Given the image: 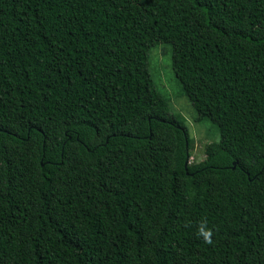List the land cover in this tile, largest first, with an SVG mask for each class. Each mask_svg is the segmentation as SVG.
<instances>
[{
  "label": "trees",
  "instance_id": "16d2710c",
  "mask_svg": "<svg viewBox=\"0 0 264 264\" xmlns=\"http://www.w3.org/2000/svg\"><path fill=\"white\" fill-rule=\"evenodd\" d=\"M0 264H264V0H0Z\"/></svg>",
  "mask_w": 264,
  "mask_h": 264
},
{
  "label": "rangeland",
  "instance_id": "374dc122",
  "mask_svg": "<svg viewBox=\"0 0 264 264\" xmlns=\"http://www.w3.org/2000/svg\"><path fill=\"white\" fill-rule=\"evenodd\" d=\"M163 49L169 50L170 48L166 45H160L153 50V58L150 62L151 72L156 80H161L162 84L167 87L168 96L166 98L177 100L182 91L178 88V83L172 80L174 74L170 67L171 60L165 61L166 56L163 54ZM185 97L187 98L186 95ZM185 117L187 119L186 123L190 132V138H192L191 140L193 141L190 160L191 162H201L205 159V145L210 141L206 133V125L202 122L198 124L195 121L196 115L191 117L189 113H185Z\"/></svg>",
  "mask_w": 264,
  "mask_h": 264
},
{
  "label": "clouds",
  "instance_id": "9594fccd",
  "mask_svg": "<svg viewBox=\"0 0 264 264\" xmlns=\"http://www.w3.org/2000/svg\"><path fill=\"white\" fill-rule=\"evenodd\" d=\"M172 72H173V74H174V71H173V69H172ZM175 76V75H174ZM186 95V94H185ZM185 95H184V92H181L180 93V95H179V97H178V99L177 100H173V99H171V98H165V99H167L168 100V104H169V108H170V111L172 112V113H180L183 117H184V120H185V125H186V127H187V130H188V132H189V129H188V126H187V119H186V117H185V113H189L190 115H191V117L193 116V115H196V117H195V121L199 124L200 123V121H198L197 120V113L195 112V110L192 108V106H191V104H192V102L190 103L189 101H188V99H189V97L187 96V98L185 97ZM189 135H190V132H189ZM192 139V138H191ZM191 152V151H190ZM200 231H201V233H202V235L204 236V238L206 239V240H209V237H210V231L209 230H206L204 227H201V229H200ZM209 242H210V240H209Z\"/></svg>",
  "mask_w": 264,
  "mask_h": 264
}]
</instances>
